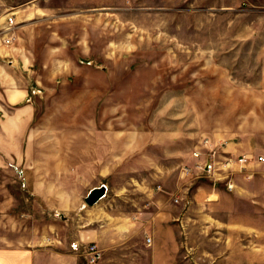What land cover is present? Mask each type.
<instances>
[{
	"label": "rangeland",
	"instance_id": "374dc122",
	"mask_svg": "<svg viewBox=\"0 0 264 264\" xmlns=\"http://www.w3.org/2000/svg\"><path fill=\"white\" fill-rule=\"evenodd\" d=\"M0 58L36 105L21 160L0 162L7 240L33 238L46 200L93 235L82 264L91 243V264H152L155 229L177 264H264V165L233 166L231 190L182 174L205 138L264 155V0H0Z\"/></svg>",
	"mask_w": 264,
	"mask_h": 264
},
{
	"label": "crops",
	"instance_id": "0c3cea01",
	"mask_svg": "<svg viewBox=\"0 0 264 264\" xmlns=\"http://www.w3.org/2000/svg\"><path fill=\"white\" fill-rule=\"evenodd\" d=\"M10 63L12 62L7 61L10 68L6 67L0 58V162L9 159L21 160L23 144L29 136L36 111V105L26 101L29 92L28 79L20 71L15 70L14 63ZM47 189L61 192L53 187ZM81 206L85 212L91 207L87 205L85 207L84 204ZM42 207L39 218L33 220L34 224H40L39 229L34 226L35 231L31 234L33 238L29 237L27 228L24 236H20L18 241L6 239L3 227L6 223L2 221L0 215V241L14 242L0 244V264H82L77 247L82 241L92 240L93 235L89 232L87 234L72 232L74 230L70 225L73 226L74 220L79 217L76 214L78 209L76 211L74 209V216L70 217L63 213L57 215L59 209L55 205H50L49 201L45 200ZM44 210H47V213ZM10 220L16 225L15 219ZM63 225L66 227L65 231L62 230ZM15 229L17 230V225ZM152 232L149 234L154 242L151 249L152 264H177L172 256H166L158 250L157 231L155 229ZM27 236L28 238H25ZM23 238L26 240L19 242Z\"/></svg>",
	"mask_w": 264,
	"mask_h": 264
},
{
	"label": "built area",
	"instance_id": "2783aa9c",
	"mask_svg": "<svg viewBox=\"0 0 264 264\" xmlns=\"http://www.w3.org/2000/svg\"><path fill=\"white\" fill-rule=\"evenodd\" d=\"M8 21L14 24L13 16H8ZM14 37L11 32L7 35L5 42L11 43ZM225 144L221 142H212L209 139H202L199 143L192 149L191 155L194 159L193 166H186L182 168L183 176H193L197 179H207L212 182L213 187L219 184L220 177L223 179L226 176H230L236 171H232L233 166H240V172L243 173L246 179H250L254 171H244V165L248 162H255L257 164L264 165V155H257L253 157L252 154H240L236 156L234 159L232 157L227 156V151H225ZM239 168V167H238ZM264 174V172H263ZM225 182L226 188L231 190L234 187V182L231 178L223 180ZM177 200V198H176ZM146 242H151V237H145ZM87 262L90 264L95 262L100 257V251L97 249L96 245L91 243L87 249Z\"/></svg>",
	"mask_w": 264,
	"mask_h": 264
},
{
	"label": "water",
	"instance_id": "95a60500",
	"mask_svg": "<svg viewBox=\"0 0 264 264\" xmlns=\"http://www.w3.org/2000/svg\"><path fill=\"white\" fill-rule=\"evenodd\" d=\"M106 190L107 187L104 184L92 187L84 197L85 204L87 206L94 205L106 195Z\"/></svg>",
	"mask_w": 264,
	"mask_h": 264
}]
</instances>
